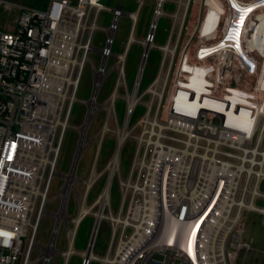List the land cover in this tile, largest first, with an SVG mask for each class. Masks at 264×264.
<instances>
[{"label":"built area","instance_id":"obj_1","mask_svg":"<svg viewBox=\"0 0 264 264\" xmlns=\"http://www.w3.org/2000/svg\"><path fill=\"white\" fill-rule=\"evenodd\" d=\"M75 1L76 5L70 0H48L44 9H38L0 0V18L3 10L8 15L12 12L18 14L13 28L0 22V264L41 261L44 264H59L58 257H61L62 264H69L73 256L83 258L82 252L91 249L94 253L95 245L91 247V239L85 251L75 249L82 223L89 217L96 219L93 231L97 223L93 214L97 201L92 207H86L96 183L92 173L88 179L82 180L77 176V167L75 170L71 168L70 173L64 176L65 185L60 195L55 199L61 200L59 210L56 213L47 210L53 180L58 175L65 135L68 129L73 128L70 121L80 87L79 77L88 62L92 61L91 55L100 54L103 63L99 68L93 67L97 79L91 99L88 102L79 100L80 104L92 105L95 110L93 114L86 115L83 125L73 128L79 133V149L83 152L92 145L86 139L94 119L99 115V92L103 78L108 74L107 61L112 55L108 48L94 50L95 31L92 30L88 38L85 35L94 23L92 0ZM97 1L100 5V0ZM158 2L157 22L163 16L166 1ZM206 2L198 0L196 5L204 12L201 23L209 25L215 16L205 12L211 5ZM260 4H263L261 11H264V0H235L236 7L248 9V17L252 14L242 28L245 34L252 30L251 23L258 12L250 10ZM190 5L189 1L184 19L179 21L174 17L169 40L177 28L176 38L178 47L180 44L181 47L179 52L178 48L175 52L179 59L171 76H178V81L174 79L169 83L170 76L161 77L164 94L162 97L154 95L157 129L163 135H157V146L153 147L142 184L139 185L141 177H138L136 186L132 187L133 195L127 209L128 223L116 222V227L112 225L107 254L112 252L118 224L122 225V229L115 258L107 264H236L242 254L254 250V240L246 236L244 219L246 214H262L259 211L264 207L257 203L264 201V192L261 191L264 175L258 182L252 178L246 186L248 176L241 173L239 167L244 164L242 159L250 160L253 155L258 157L251 151H244V147L255 142V146L248 149L256 148L260 136L259 127L254 131L252 128L258 119L255 111L260 112L264 108V57L256 50L243 58L241 54H232L229 49L220 50L212 57L217 53L212 51L220 49L228 36H231V43L235 40L229 35L230 27L224 32L227 26L221 30L220 44H215L211 34L204 38L205 45L214 49L209 52L214 59H201L202 55L194 54L192 49L193 33L183 29ZM113 11L116 14L110 31L117 30L116 17L121 16L120 11ZM198 20V13L193 14L189 26L195 27ZM176 24H181V27H176ZM95 27V30L99 29L97 23ZM110 40L113 43V39L108 42ZM149 43L153 44L154 39ZM193 57L200 65L191 77L197 86L209 84L205 87L207 92L202 95L208 107L186 113L178 111L169 98L178 97L183 92L187 103L196 101L197 90L184 86L187 81L180 79L181 72ZM253 62L258 63L254 73L251 71ZM164 69L166 61L162 62L160 73ZM75 77V102L72 106L69 104L65 113L64 98L72 87L69 81ZM237 78H243L250 85L246 88L240 86ZM227 89L232 93L245 92L246 96H252L249 100L251 111L246 115L247 127L240 126L237 120L228 124L224 108L229 106V102L223 97ZM101 109L105 113L103 130L107 132L110 109L105 105ZM151 112L152 107L146 112L149 117ZM162 128L176 135H167ZM146 134L147 131L142 135ZM262 144L264 135L259 145ZM152 146L149 145V148ZM139 155L137 150L136 166ZM144 159L147 160V151L143 154ZM52 175L54 179L49 189L47 183ZM81 188L84 190V205L78 208L76 217L69 216L71 198L79 199ZM248 203H253L259 211L244 206ZM48 214L54 216L55 226L51 241L42 246L38 244L37 237L40 223ZM119 214H123V209ZM61 229L65 232V251L57 249ZM128 229L132 231L129 237L126 236ZM35 252L40 254L36 259L33 258ZM101 258L94 262L105 264L100 261ZM92 262L85 259L83 264Z\"/></svg>","mask_w":264,"mask_h":264},{"label":"rangeland","instance_id":"obj_2","mask_svg":"<svg viewBox=\"0 0 264 264\" xmlns=\"http://www.w3.org/2000/svg\"><path fill=\"white\" fill-rule=\"evenodd\" d=\"M10 2L21 3L25 6L36 7L38 9H44L45 4L48 0H8ZM73 5L77 4V1L70 0ZM188 1L191 2V7L189 9L188 14L186 15V25L183 27L184 31L188 33L191 31L194 32L195 28L200 22V13L202 11V7L197 6L196 3L198 0H166L163 5V16L159 18L157 22V17L155 13L157 11V6L159 5L158 0H100V5L102 8L108 9L106 11H102L98 16L97 20V30L94 32V41L93 46L94 50L98 51L100 49L108 48L112 55L107 61V70L108 74L105 78H103L102 89L99 94V105L97 113L99 115L94 119L92 123L91 130L88 134V141H91V146L86 148L80 155L77 164V176L79 179H88L92 173V177L96 178L95 186L92 189L91 195L89 199L86 201V207L90 208L96 202L97 207L94 208L93 214L96 217L102 210V205L99 203V198L103 194L106 186L111 181L110 185V193H109V204L104 209V214L106 217L112 215L117 217L120 222L128 223L127 221V209L130 203L131 197L133 195L132 187H135L137 184L138 177H141V183L146 173V168L149 165V162L152 158L153 147L157 146V135H163V133L157 129V112H156V102L154 99L157 95L156 93L162 92L163 85L161 80L165 79V76H170L169 83L173 82L176 79L178 81V76L172 77L171 74L175 70L176 62L179 59L176 56V50L178 48V52L180 50L181 44L178 47V38H176L177 28L173 34V38L170 40V36L172 34V22L174 17H176L179 21L184 19L186 5ZM208 1V0H207ZM211 2V0H209ZM224 1V0H222ZM44 2V6H43ZM97 3V1H95ZM36 3V5H33ZM142 3V4H141ZM98 4V3H97ZM194 7L192 9V5ZM118 6L121 7L118 10ZM118 10L123 13L122 17H120L117 25V30L114 35L111 36L110 28L114 24V11ZM226 6L224 5V10ZM137 10V11H136ZM222 15H224V11ZM227 10V9H226ZM132 13L128 16L129 13ZM136 11V12H135ZM219 11V7L214 6V10L211 12L214 15H217ZM195 13H198L199 20L195 27H190V19L191 16ZM264 13L261 10H258L257 15ZM138 14L136 28L134 32V36L132 38L133 43L127 46V40L130 39L131 27L133 21L131 16ZM94 14L92 19L94 18ZM229 15H233L230 13ZM259 16V17H260ZM16 17H18L17 13L12 12L11 14H7L6 11L3 10V13L0 18V22L8 23V26L11 28L15 25ZM128 17L130 19H128ZM155 22V23H154ZM158 23V25H157ZM134 24V21H133ZM157 25V28L152 31V26ZM176 27H181V24H176ZM260 27H264L260 23ZM259 27V30H260ZM104 29V31H103ZM153 32V33H152ZM184 33V32H183ZM261 31L258 32V37L255 39L256 48H260L259 53H264V47H262V42L260 41V36L264 34H260ZM194 34V33H193ZM181 37V36H180ZM193 37V36H192ZM112 38L113 43L108 46V40ZM129 38V39H128ZM154 39V43L150 44L151 39ZM180 39V38H179ZM86 40V37H85ZM131 41V40H130ZM144 44H149L151 48L148 51V59L146 62V67L140 82V85H136V80L140 68V64L144 59L145 47ZM184 47V44L182 45ZM167 49V50H166ZM219 50V49H218ZM208 50H202L205 55H208ZM194 52V51H193ZM233 52V49H231ZM173 53V54H172ZM175 56L173 57V55ZM196 54V53H194ZM124 56L125 61L120 63V58ZM173 57V58H172ZM171 66H169L170 59ZM92 61L88 62L81 82L79 91L77 94L76 102L73 106L72 118L70 124L73 128L79 127L83 125L86 115L88 113L93 114L95 107L92 105L84 106L79 103L84 101H90L91 95L94 88V80H95V69L93 67L99 68L103 63L102 57L98 53H94L91 55ZM166 61V69H164L160 75V85L157 86L152 83L155 82L156 77L160 73L162 62ZM200 62H197L196 57L190 59V63L185 66L183 71L181 72L180 79H185L187 83L183 84L184 86L190 87L197 90V92L202 91L201 86H197L191 77L192 73L198 70ZM123 66V68H122ZM169 66V67H168ZM172 69L170 70V68ZM203 68L206 69L207 65L204 64ZM254 70V69H253ZM188 73L190 75H188ZM170 74V75H169ZM260 76V73L258 77ZM97 79V77H96ZM237 81L240 86H247L249 82L243 80V78H237ZM120 84L119 90L117 91V95L115 96L112 103H110V98L114 91H116V87ZM152 85V89L151 88ZM154 86V87H153ZM161 86V87H160ZM158 87V88H157ZM71 88V87H70ZM153 90V92L151 90ZM148 90L150 91L148 92ZM206 90V89H205ZM69 90V95L70 96ZM165 91V90H164ZM173 91V89H172ZM248 92V90H247ZM158 93V95H159ZM231 93L230 100L231 103L241 101L242 108L236 106L234 110H229V107L225 110V115L227 116L228 124L232 123L233 120H237V123L240 126L247 127V117L248 111L250 110L249 106L251 105L249 100L252 99V96L241 95L237 96L236 93ZM156 94V95H155ZM164 94V92H163ZM162 94V95H163ZM155 95V96H154ZM185 93L180 92L178 97L184 98ZM158 97V96H157ZM175 97V96H172ZM201 96L197 95V99H200ZM259 98V97H257ZM130 99V100H129ZM135 102V107L131 116L127 117L128 105L130 101ZM185 100V98H184ZM171 101V96L169 98ZM173 102V101H172ZM175 106L177 109H181L183 111H187L190 108V105L185 103L181 99H176ZM70 100L67 98L65 100V113L69 107ZM108 107L110 109V124L109 131H104V121H105V113L102 111V107ZM193 107L203 106L208 107L207 101L204 103L198 102L197 104L192 103ZM152 107V112L150 117L147 115L148 109ZM187 108V109H186ZM259 110V107H257ZM101 109V110H100ZM251 111V110H250ZM249 111V112H250ZM96 112V111H95ZM258 116L257 121L254 123L252 131H254L257 127H259V131L261 134V130L264 129V108L260 109V112L255 111ZM143 121V122H142ZM150 123L151 125H149ZM68 129L65 135L62 152L60 155V159L58 162V175L53 180L52 188L49 194V201L47 205V210L51 213H56L60 208L61 200L55 201V199L60 195L62 188L65 185L64 176L68 175L71 171V168L74 164L75 158L77 156V149L79 146L80 136L79 133L75 129ZM105 129V127H104ZM145 131L148 132L145 136L142 135ZM162 131H166L167 135L175 136L176 133L165 130L162 128ZM103 135V136H102ZM258 133L256 134V136ZM149 136L151 138L149 139ZM102 137V138H101ZM124 138V143L122 145L121 153L119 155L118 167L116 171L112 172L110 168L111 160H113L114 155L116 153L117 144L120 139ZM87 141V139H86ZM149 145H153L149 148ZM254 143H250V145L245 144L244 148L254 147ZM261 150L264 149V144L261 145ZM137 150L140 151L139 155V164L135 165L137 161L135 159ZM147 151V160H143V154ZM79 157V155H78ZM97 159L94 165V160ZM136 166V167H135ZM94 168V170H93ZM133 168V170H132ZM133 173V176L131 177ZM66 178V177H65ZM245 178L243 179L244 182ZM261 191L264 192V184L261 187ZM101 208H100V205ZM84 205V190L81 188V197L77 200L71 198L70 207H69V216L76 217L78 208H81ZM258 206L264 207V201H258ZM109 207V208H108ZM109 209V210H108ZM123 209V214L120 215V210ZM245 216V215H244ZM97 218V217H96ZM96 219L87 218L81 225L78 237L76 240L75 249L77 251H85L87 249V245L89 240L91 239L92 231L94 223ZM246 224V236L247 239L252 238L254 240V250L250 253L242 254L236 264H264V216L263 214H246L244 219ZM112 225H116V223L110 222L109 220H104L100 226L99 234L97 235L94 253L97 258L105 257L109 250V246L111 243V228ZM55 226L54 216L51 214L45 215L43 220L40 223L37 242L39 245L47 246L52 238V232ZM119 231L117 233V237L115 238L113 249L111 252V259L109 262H112L115 258L116 250L120 241L121 229L122 225L118 224ZM132 234L130 229L127 230L126 236L129 237ZM57 249L59 251H65L67 249V243L65 238L64 229L60 230V234L57 239ZM85 254L86 252H82ZM39 252H35L33 258L36 259L39 256ZM101 258V259H102ZM84 258H79V256H73L70 260L69 264H83ZM58 263L62 264L61 257H58ZM32 264H44L41 262H33ZM92 264H101L99 262H92ZM107 264V263H105Z\"/></svg>","mask_w":264,"mask_h":264},{"label":"bare ground","instance_id":"obj_3","mask_svg":"<svg viewBox=\"0 0 264 264\" xmlns=\"http://www.w3.org/2000/svg\"><path fill=\"white\" fill-rule=\"evenodd\" d=\"M95 1H97V0H92V3H91V5L93 6V9L95 10V16H94V23L91 25V27H90V31H88L89 33H85V35H86V37L88 38L89 37V35L91 34V31L93 30V31H95V25H96V23H97V20H98V16L100 15V13L102 12V11H106V12H108L105 8H102L101 6H99L97 3H98V1H97V3L95 2ZM159 1H166V0H159ZM226 3H230L231 2V6L233 7H235L236 8V10H237V12H239V8L238 7H236V5H235V0H224ZM189 2V1H188ZM142 4V3H141ZM224 5H225V3L224 2H222V5L220 6V12L221 13H223V10H224ZM252 11H257V10H252ZM257 13V12H256ZM248 14H250V13H248ZM203 15V10L201 11V13H200V18H201V16ZM257 15V14H256ZM122 16V15H121ZM221 16V15H220ZM136 15H134L133 16V19H135L136 20ZM252 17V14H251V16H250V18ZM119 21V19H117L116 20V23ZM155 23V22H154ZM135 28H136V26L133 24V27H132V30H131V34H130V39H129V41H128V43H127V46H128V44H129V42H130V44H129V46L131 45V43H133V40L135 39V37H134V39L132 38V36H134L133 34H134V32H135ZM251 28H252V30L251 31H248L249 32V34H250V37H252L253 39H256V34H258V31L256 30V23H255V18L253 19V22L251 23ZM156 29V27L155 26H152V31L153 30H155ZM207 31H209V32H211L212 30L211 29H207V30H205V23H201V20H200V22H199V24L197 25V27L195 28V30H194V34H193V37H192V40H191V42H192V49H193V51H194V53H196V54H201L202 56L200 57L201 59H204V58H206V59H209V58H211L209 55L210 54H208V55H205L203 52H202V49L203 50H208L209 48H210V46L209 45H205V41L204 40H201L202 39V37H204L208 32ZM239 32V31H238ZM237 32V33H238ZM115 33V31H111V35H113ZM153 33V32H152ZM197 33H198V36H197ZM213 34V33H212ZM234 35L235 33H229V35ZM84 36V35H83ZM234 37H235V35H234ZM228 39H227V42H230L229 40L231 39V36H228L227 37ZM213 39H214V42H215V44H220L222 41H219L218 42V37H213ZM131 40V41H130ZM196 41L198 42L197 44H196ZM135 43H137L136 42V39H135ZM112 44V41L110 40L109 42H108V45L110 46ZM215 44H212V45H215ZM253 46H256V44H255V40H253V43H251L249 40L247 41V43L243 46L244 48H248V47H252L253 49H254V47ZM144 47H145V51H147V52H145L146 54L144 55V59L142 60V62H141V64H140V68H139V72H138V76H137V80H136V85L137 86H139L140 85V82H141V79H142V76H143V73H144V70H145V67H146V62H147V59H148V51H149V49L151 48V46H149V44H144ZM223 48H224V45H222V47L219 49V50H214V49H209V51H208V53L211 51V50H214V51H212V53H215V52H217V53H215V54H213V55H211L212 57H214L215 55H217L218 54V51H226V49H224L223 50ZM167 50V49H166ZM230 50V49H229ZM255 50V49H254ZM231 51V50H230ZM232 54H236V55H238V53L235 51V52H231ZM173 54V53H172ZM261 55L264 57V53H261ZM244 58V57H243ZM211 59H214V58H211ZM120 60V63L122 62H124L125 61V58H124V56L122 57V58H120L119 59ZM196 60H197V58H196ZM76 62L77 63V61H76V59H73V62ZM197 62H198V60H197ZM124 64V63H123ZM82 65V64H81ZM254 65H255V69L253 70V73L257 70V67H258V63L257 62H254ZM171 66V65H170ZM82 67H83V65H82ZM210 67V66H209ZM122 68H123V66H122ZM185 68V67H184ZM172 69V67L170 68V70ZM211 69V68H210ZM163 71V70H162ZM162 71H161V73H162ZM161 73L160 74H158V76L156 77V80H155V82L154 83H152V85L154 84V86L155 85H157V86H159L160 85V82H159V80H160V75H161ZM83 75V74H82ZM82 75H80V77H79V82H80V80H81V78H82ZM170 75V74H169ZM161 77H162V75H161ZM161 81V80H160ZM76 83H77V77H75L72 81H69V84L70 85H72V87H71V91H70V96L68 97V94L65 96V98L64 99H69V100H71L70 101V104H71V106L73 105V103L75 102V94H76V92H74L73 90H74V87H75V85H76ZM164 84V81L162 80V85ZM152 85H151V88H152ZM249 85H250V83H249ZM249 85H247V86H243L244 88H246V87H248ZM119 86H120V84L118 83V85H117V87H116V91H114V93L112 94V97L110 98V103H112L113 102V100H114V98H115V96L117 95V91L119 90ZM153 86V87H154ZM193 86V85H192ZM192 86H190L191 88H193ZM209 86V84L208 83H205L203 86H201V89H202V91H200V92H197V95L198 96H201V98L200 99H196V101L195 102H188L185 106H187L188 104L190 105V108L189 109H187V111L188 112H194L197 108H201V109H205L206 107H203V106H198V107H193L192 106V103H198L197 101H200V102H202V103H204L205 101H207V100H203V98H202V95H203V93H206L207 92V90H205L206 88L205 87H208ZM161 87V86H160ZM158 88V87H157ZM244 88H242L243 90H244ZM153 89V88H152ZM155 89V88H154ZM153 89V90H154ZM151 90V89H150ZM150 90H148V92L150 91ZM153 90H151L152 92H153ZM164 90H165V86L163 85V90H162V92H161V90H160V93H159V95H158V93H156L155 95L156 96H158V97H162L163 95V92H164ZM151 91H150V93H151ZM230 91L231 90H229V89H227V91H226V94L225 95H223V97L225 98V100L226 101H228L229 102V110L231 111V110H234V108L236 107V106H239L240 108H242V102L241 101H237V102H234V103H231V100H230V96H231V93H230ZM154 93V92H153ZM237 94V96H240L241 97V95H247V93H245V92H239V93H236ZM176 99H181V100H183L184 101V103H185V100H184V98H181L180 96L179 97H172L171 96V101H173V102H176ZM130 100V99H129ZM251 106V105H250ZM134 107H135V102L134 101H130L129 102V105H128V111H127V117L129 118L130 116H131V114H132V112H133V109H134ZM177 109V108H176ZM227 108H224V112H225V110H226ZM178 111H181V112H186V111H183V110H181V109H177ZM223 110V109H222ZM250 111V110H249ZM249 111H248V113H249ZM188 112H186V113H188ZM221 112V111H220ZM147 116L148 115H146L145 116V118H147ZM143 122V121H142ZM63 125H64V123H63ZM263 135H264V129L263 130H261V134H260V136H259V139H258V143H257V147L256 148H254V149H252V150H249L248 148H246V149H244V151H246V152H249V151H251L252 153H254L255 154V156H258L257 158H255L254 157V155H253V157L249 160V159H247V158H245V159H242V162L244 163L243 165H241L240 167H239V170L241 171V173H245L247 176H248V178H247V181H246V186H248L249 184H250V181H251V179L252 178H255V182H258V180H259V178H261L263 175H264V149L263 150H260L259 148H261V145H259L260 144V140L262 139V137H263ZM123 143H124V138H122V139H120L119 140V142H118V144H117V149H116V153H115V155H114V158H113V160H111L112 162H111V164H110V168H111V170H112V172H114V171H116V168L118 167V161H119V155H120V153H121V149H122V145H123ZM255 158V159H254ZM247 165H249V166H247ZM76 168V167H75ZM54 179V175H52V176H50L49 177V180H48V183H47V185H48V187H49V189L51 188V182H52V180ZM110 185H111V181L108 183V185L106 186V188H105V190H104V192H103V194H102V196L99 198V203H101V205H102V211L99 213V214H97L96 215V217H97V223H96V226H95V229H94V231H93V233H92V235H91V247L92 246H94L95 245V243H96V239H97V235H98V229H99V225L101 224V222L102 221H104V220H109L110 222H113V223H116V222H120L119 221V215L117 216V217H114V216H112V215H109L108 217H106L105 216V214H104V209H105V207H107L108 206V204H109V193H110V191H109V189H110ZM254 192V191H253ZM262 195V194H261ZM262 197L264 198V195H262ZM244 206H247V207H249V208H254L256 211H259L256 207H255V205L253 204V203H248V204H244ZM109 208V207H108ZM109 210V209H108ZM259 212H261L263 215H264V208L261 210V211H259ZM126 224V223H125ZM114 227H116V225H114ZM110 255H111V252H109L105 257H103L102 259H100V261H102L103 263H109V260L111 259V257H110ZM84 259H89V261H97V257L95 256V253H93V251L90 249L88 252H86L85 254L83 253V256H82Z\"/></svg>","mask_w":264,"mask_h":264},{"label":"crops","instance_id":"obj_4","mask_svg":"<svg viewBox=\"0 0 264 264\" xmlns=\"http://www.w3.org/2000/svg\"><path fill=\"white\" fill-rule=\"evenodd\" d=\"M222 2L225 3L226 9H227V10L226 9L224 10L225 11L224 12V15H222V13L220 12V9H221L220 6L222 5ZM206 3L207 4H211V5H210V7L205 12L211 13L214 10V6L219 7V11H218L217 15H214L215 18H214V20H212V24L207 25L205 23V30L211 29L212 31L211 32L207 31L208 33L204 37H202L201 40H205L204 38L207 37V35H210V34L213 35V37L215 36V37H218L219 38L220 33H221V30L228 26L225 29L224 32L228 31L229 30V27H230L231 28L230 29V33H235L234 34L235 35V40H234L233 43L227 42V40H226V43L224 42L225 49H230V50L233 49V52L236 51L238 54H241L242 57H244V58L247 55L250 56L251 51L258 50V53H259V51H260V48L259 47L256 48L255 46H253L255 50L252 47H248V48H244L243 47L247 43L248 40L251 43H253V40H255L252 37H250L249 32H247L245 34V32L242 31V28L245 27V23L247 21V17L249 16V14L247 12L248 9H239V12H237L236 8L234 6L233 7L231 6V2L228 4V3H226L225 1H222V0H211V2L208 0ZM262 6H263V4H260V5L256 6V7H253L250 11H252V10H257V11L258 10H261L262 9ZM117 9L120 10L121 7L118 6ZM232 9H233L234 12L232 11ZM126 12L129 13V11H126ZM230 13H233V15H229ZM131 14L132 13H129L128 16L131 15ZM203 14H204V12H203ZM121 15H123V13ZM136 16H138V14H136ZM259 16L260 15H257L256 18H255V21L257 20L256 30L258 32L261 31L260 34H262L264 32V27H260V23L263 25V22H264V13H262L260 17ZM120 17H122V16H120ZM120 17L118 19H120ZM131 17L133 19V16H131ZM137 18L138 17H136V20L133 19L135 26H136V23H137ZM114 19H115V14H114ZM128 19H130V18L128 17ZM248 19H250V17H248ZM130 21H131L132 27H133V21L132 20H130ZM132 27H131V30H132ZM259 27H260V30H259ZM242 36H245V37H242ZM256 36L258 37L257 34H256ZM213 37H211V38H213ZM260 41L262 42V47H264V34L260 36ZM127 43H128V40H127ZM226 44H227V46H225ZM221 47H222V45H221ZM232 47H236V48H232ZM253 65H254V62H253ZM225 68H226V65H225ZM249 68H251V66H249ZM253 69H255V65H254V68H251V71L252 72H253ZM94 76H95V80H94V83H95L96 77H97L95 73H94ZM103 83L104 82H102V84ZM92 94H93V92H92ZM99 94H100V92H99ZM91 127H92V125H91ZM90 130H91V128H90ZM87 141H88V138H87ZM80 143L81 142L79 141V146H80ZM79 146H78V149H77V156H76L75 161H74V164L72 166V169H74V170L76 169L75 167H77L78 159L80 158V155L82 153V152H80ZM78 155H79V157H78Z\"/></svg>","mask_w":264,"mask_h":264},{"label":"trees","instance_id":"obj_5","mask_svg":"<svg viewBox=\"0 0 264 264\" xmlns=\"http://www.w3.org/2000/svg\"><path fill=\"white\" fill-rule=\"evenodd\" d=\"M33 5H36V3H33ZM43 6H44V2H43Z\"/></svg>","mask_w":264,"mask_h":264},{"label":"water","instance_id":"obj_6","mask_svg":"<svg viewBox=\"0 0 264 264\" xmlns=\"http://www.w3.org/2000/svg\"><path fill=\"white\" fill-rule=\"evenodd\" d=\"M119 10V9H118ZM114 14H116L115 12H114ZM117 19H118V17H116Z\"/></svg>","mask_w":264,"mask_h":264}]
</instances>
